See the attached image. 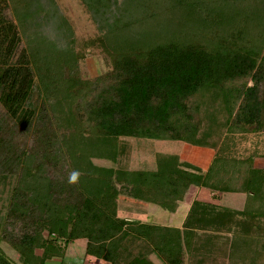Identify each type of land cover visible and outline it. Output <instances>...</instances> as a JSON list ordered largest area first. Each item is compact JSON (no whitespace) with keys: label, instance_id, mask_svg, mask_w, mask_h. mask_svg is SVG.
Listing matches in <instances>:
<instances>
[{"label":"trees","instance_id":"trees-1","mask_svg":"<svg viewBox=\"0 0 264 264\" xmlns=\"http://www.w3.org/2000/svg\"><path fill=\"white\" fill-rule=\"evenodd\" d=\"M82 2L98 33L79 43L43 0H0V107L11 123H0V187L12 186L7 218L21 228L10 238L19 263L0 248V264H63L81 239L80 264H155L153 254L165 264H264V168L225 148L228 136L264 132V0ZM45 15L54 39L39 32ZM90 50L110 64L92 79L81 72ZM27 136L33 146L19 145ZM133 137L213 157L206 169L167 153L154 170L115 166L119 141ZM59 152L75 182L48 174ZM192 187L210 198H193L180 227L119 214L125 204L175 213ZM230 193L245 196L241 210L222 204Z\"/></svg>","mask_w":264,"mask_h":264},{"label":"rangeland","instance_id":"rangeland-1","mask_svg":"<svg viewBox=\"0 0 264 264\" xmlns=\"http://www.w3.org/2000/svg\"><path fill=\"white\" fill-rule=\"evenodd\" d=\"M43 2L45 4V10L43 11L44 14L46 11L50 10V12L55 11V13L66 16L69 19L77 42L81 43L82 41H86L97 35L98 28L94 21L93 14L88 11L82 0H43ZM43 13H41V15ZM7 17L14 19L11 9L7 11ZM39 21L43 23L39 32L54 39L56 36V33L54 32L56 30V23L53 20H49L46 15L42 21L41 19H39ZM36 31V25H32L30 27V33L28 32L29 34H27L28 37L33 36ZM26 45L27 38L23 37L21 47H25ZM109 69L110 64L107 59L95 50L88 51L86 59L81 62L82 75L84 78L88 79L95 78L107 72ZM4 113L5 111L0 107V123L4 121L3 124L5 126L7 124L11 126L10 121L6 118ZM228 137L229 142L225 148L228 150L229 155L238 159L253 155V157H251L253 159L252 165L257 168H264V132L260 134ZM20 139L22 141L19 142V145H22L27 141L28 145L33 146V140L30 136H27L26 139ZM119 143L124 145L125 152L119 157L115 166L129 170L156 169V155L158 153L178 154L183 161L192 164L195 163L200 166L206 165L209 162L211 153L213 157V152L211 150L195 147L182 141L133 137L121 139ZM56 157V161L48 168V174L55 178L60 177L64 179L66 176L69 178L72 177V171L69 168L70 160L68 154H65V152H59L56 154ZM94 162L97 165L113 166L111 162L105 160H94ZM194 188L196 187L191 188L175 213L169 212L166 208L160 205L151 204L149 206L148 214L140 215L131 211L129 212V210H127L129 205L127 204L126 207L125 204L124 208H121L119 214L121 217H132L142 221L180 227L190 208L192 197H198L201 199L210 198L209 192L200 191ZM11 193L12 186H7L5 189L0 187V248H2L11 259L19 263V254L11 245L10 238L13 234H18V231L21 229L20 224L12 223V220L7 218ZM221 201L226 207L241 210L245 204V196L243 194L230 193L223 195ZM74 245L77 246L75 242L72 243L71 246H68L66 259L63 264L74 263L75 259L80 260L85 257V248L83 249V246L85 247L84 243L79 240V248L76 250L71 248ZM151 259L155 264H165L156 254H153ZM49 263L59 264L60 260L56 258Z\"/></svg>","mask_w":264,"mask_h":264},{"label":"crops","instance_id":"crops-1","mask_svg":"<svg viewBox=\"0 0 264 264\" xmlns=\"http://www.w3.org/2000/svg\"><path fill=\"white\" fill-rule=\"evenodd\" d=\"M203 149V148H202ZM205 149V148H204ZM210 160H209V162L206 164V165H203V166H200V165H197V164H195V165H197V166H199L200 168H202V169H206L208 166H209V164H210V162H211V160H212V153H211V155H210ZM194 189H197V188H194ZM198 190V189H197ZM196 191V190H195ZM192 201H193V197L191 198V202H190V205H191V203H192ZM149 206L150 205H148V209H147V212H146V214H140V215H147L148 214V212H149ZM183 223V222H182ZM80 241H82L83 243H84V245H85V247H86V240H80ZM74 243V242H73ZM75 243L77 244V246L76 245H74V246H72L71 248L72 249H77V248H79V240H77V241H75ZM72 244V243H71ZM71 244H70V246H71ZM84 246H83V249L85 248ZM78 259H80V258H78ZM83 259V258H82ZM74 260V259H73ZM76 260L77 259H75V261H74V263L72 262V263H70V264H80L78 261L76 262Z\"/></svg>","mask_w":264,"mask_h":264},{"label":"clouds","instance_id":"clouds-1","mask_svg":"<svg viewBox=\"0 0 264 264\" xmlns=\"http://www.w3.org/2000/svg\"><path fill=\"white\" fill-rule=\"evenodd\" d=\"M76 179H77V173H73V174H72V177L70 178V180H71L72 182H75Z\"/></svg>","mask_w":264,"mask_h":264}]
</instances>
